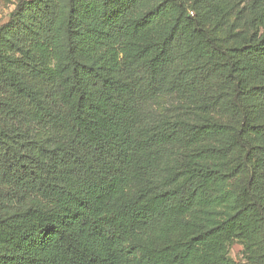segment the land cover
<instances>
[{
  "label": "trees",
  "instance_id": "1",
  "mask_svg": "<svg viewBox=\"0 0 264 264\" xmlns=\"http://www.w3.org/2000/svg\"><path fill=\"white\" fill-rule=\"evenodd\" d=\"M146 2L0 25V264H264V0Z\"/></svg>",
  "mask_w": 264,
  "mask_h": 264
},
{
  "label": "rangeland",
  "instance_id": "2",
  "mask_svg": "<svg viewBox=\"0 0 264 264\" xmlns=\"http://www.w3.org/2000/svg\"><path fill=\"white\" fill-rule=\"evenodd\" d=\"M147 8L153 6L158 0H146ZM192 4L195 0H186ZM18 0H0V25H5L9 21L10 14L15 10ZM63 8L66 7V0H59ZM228 28H219L217 35L222 45H232L236 43H244L247 41V30L239 37L235 39H229L227 36ZM60 42H64V36L60 38ZM39 202H32V204H38ZM233 200L222 207L209 208L204 215H202L203 222L211 224L216 221L224 219L226 216L233 212ZM230 255L237 262H245V255L243 247L239 243H234L230 247Z\"/></svg>",
  "mask_w": 264,
  "mask_h": 264
}]
</instances>
